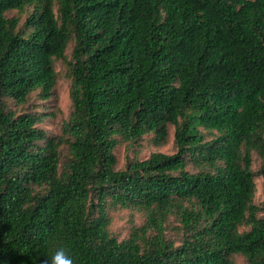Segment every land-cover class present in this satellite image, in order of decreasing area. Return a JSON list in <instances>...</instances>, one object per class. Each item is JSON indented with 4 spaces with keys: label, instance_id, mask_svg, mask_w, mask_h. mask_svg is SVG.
Instances as JSON below:
<instances>
[{
    "label": "trees",
    "instance_id": "1",
    "mask_svg": "<svg viewBox=\"0 0 264 264\" xmlns=\"http://www.w3.org/2000/svg\"><path fill=\"white\" fill-rule=\"evenodd\" d=\"M58 63L72 106L54 136ZM171 128L174 155L119 166V146ZM259 175L264 0H0V264L60 247L74 264H264Z\"/></svg>",
    "mask_w": 264,
    "mask_h": 264
},
{
    "label": "rangeland",
    "instance_id": "2",
    "mask_svg": "<svg viewBox=\"0 0 264 264\" xmlns=\"http://www.w3.org/2000/svg\"><path fill=\"white\" fill-rule=\"evenodd\" d=\"M18 16L20 17L21 23H24L27 17V14L25 12L18 13L14 12L10 15ZM72 46L70 50H68L67 54L70 55ZM57 71L59 73V82L55 89V96L47 102V106L49 108V111L51 112V116L48 120H46L42 125L41 128L48 131L50 135H60L62 132V126L65 122L68 121L69 115L71 112V100H70V79L68 77V66L64 63L61 65V63H58L57 65ZM137 152H139V158L140 160H145L150 157L153 153H163L166 155H174L177 151L175 149V130L174 128H171L170 130V136L168 139V143L160 148H155L150 146L148 143H143L141 148L140 147H134V146H128V145H122L119 146L116 150L117 158L119 161V166L124 167L127 162L137 155ZM263 160L262 158L257 154H253V171L255 173H258L262 168ZM192 170V168H189ZM256 185L257 190L255 194L254 202L256 205H259L260 207L264 203V177L258 176L256 179ZM129 216L128 212L124 211L121 213L115 214V219L112 224L111 230L120 236V239H123L126 237V235L129 232ZM174 220V218H172ZM136 224L140 226L142 224V220L139 217H136ZM173 227H169L168 234L172 237H175L174 235L177 233L172 232ZM237 264H247L245 259L241 256L237 257Z\"/></svg>",
    "mask_w": 264,
    "mask_h": 264
},
{
    "label": "clouds",
    "instance_id": "3",
    "mask_svg": "<svg viewBox=\"0 0 264 264\" xmlns=\"http://www.w3.org/2000/svg\"><path fill=\"white\" fill-rule=\"evenodd\" d=\"M46 264H74V259L65 248L60 247L47 259Z\"/></svg>",
    "mask_w": 264,
    "mask_h": 264
}]
</instances>
